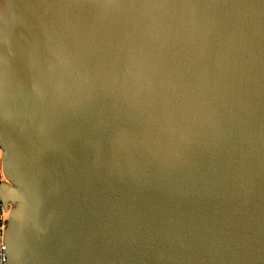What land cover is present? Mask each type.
Segmentation results:
<instances>
[{
  "label": "water",
  "instance_id": "1",
  "mask_svg": "<svg viewBox=\"0 0 264 264\" xmlns=\"http://www.w3.org/2000/svg\"><path fill=\"white\" fill-rule=\"evenodd\" d=\"M8 264H264V0H0Z\"/></svg>",
  "mask_w": 264,
  "mask_h": 264
},
{
  "label": "built area",
  "instance_id": "2",
  "mask_svg": "<svg viewBox=\"0 0 264 264\" xmlns=\"http://www.w3.org/2000/svg\"><path fill=\"white\" fill-rule=\"evenodd\" d=\"M10 211L6 209L0 200V264H8L7 249L5 243V229Z\"/></svg>",
  "mask_w": 264,
  "mask_h": 264
},
{
  "label": "rangeland",
  "instance_id": "3",
  "mask_svg": "<svg viewBox=\"0 0 264 264\" xmlns=\"http://www.w3.org/2000/svg\"><path fill=\"white\" fill-rule=\"evenodd\" d=\"M0 154H1V149H0ZM4 179L2 173H1V169H0V180Z\"/></svg>",
  "mask_w": 264,
  "mask_h": 264
},
{
  "label": "trees",
  "instance_id": "4",
  "mask_svg": "<svg viewBox=\"0 0 264 264\" xmlns=\"http://www.w3.org/2000/svg\"><path fill=\"white\" fill-rule=\"evenodd\" d=\"M0 168H1V156H0Z\"/></svg>",
  "mask_w": 264,
  "mask_h": 264
}]
</instances>
